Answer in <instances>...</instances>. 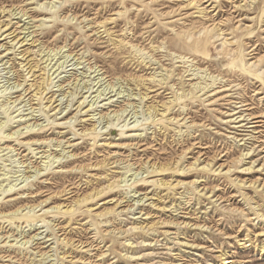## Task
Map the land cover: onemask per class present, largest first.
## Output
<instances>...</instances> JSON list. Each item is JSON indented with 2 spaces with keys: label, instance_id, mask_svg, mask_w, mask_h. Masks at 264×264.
<instances>
[{
  "label": "rangeland",
  "instance_id": "1",
  "mask_svg": "<svg viewBox=\"0 0 264 264\" xmlns=\"http://www.w3.org/2000/svg\"><path fill=\"white\" fill-rule=\"evenodd\" d=\"M0 264H264V0H0Z\"/></svg>",
  "mask_w": 264,
  "mask_h": 264
},
{
  "label": "bare ground",
  "instance_id": "2",
  "mask_svg": "<svg viewBox=\"0 0 264 264\" xmlns=\"http://www.w3.org/2000/svg\"><path fill=\"white\" fill-rule=\"evenodd\" d=\"M247 2V1H246ZM132 46V45H131ZM136 47V46H135ZM136 49V48H135ZM139 49V48H138ZM137 50V49H136ZM137 52H138V50H137ZM141 52H144L143 50L141 51ZM148 53V52H147ZM143 54V53H142ZM147 55V54H146ZM209 55V54H208ZM148 56V55H147ZM144 57V56H143ZM148 58H149V56H148ZM152 58V57H151ZM146 60V59H145ZM151 60V59H150ZM153 61V60H152ZM159 64V63H158ZM189 69H191V68H189ZM196 69V68H195ZM194 69V70H195ZM205 70H207V69H205ZM163 71V70H162ZM198 71V70H197ZM163 73V72H162ZM198 73V72H197ZM196 73V74H197ZM209 73V72H208ZM164 74V73H163ZM162 74V75H163ZM201 74V73H200ZM206 74V73H205ZM156 77V76H155ZM165 77V76H164ZM168 77V76H167ZM161 78V77H160ZM208 78H209V76H208ZM164 79V78H163ZM167 79V78H166ZM201 79H202V77H201ZM210 79H211V81H212V85H214L215 84V81L218 79V77L216 78L215 76H210ZM165 80V79H164ZM198 84V83H197ZM200 84V83H199ZM210 84V83H209ZM195 85V84H194ZM197 86V85H196ZM217 86V85H216ZM173 88V87H172ZM210 88V87H209ZM213 88V87H212ZM181 96V95H180ZM183 99V98H182ZM182 108H184V107H182ZM184 110V109H183ZM186 110V109H185ZM189 120V119H188ZM191 129V128H190ZM180 206V205H179ZM180 209V208H179ZM105 223V222H104ZM110 223V222H109ZM91 229V228H90ZM114 234H115V232H114ZM120 235V234H119ZM227 262H224V263H229L230 261L229 260H226Z\"/></svg>",
  "mask_w": 264,
  "mask_h": 264
}]
</instances>
